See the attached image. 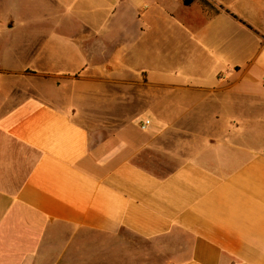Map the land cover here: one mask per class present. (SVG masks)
<instances>
[{"label": "crops", "instance_id": "obj_1", "mask_svg": "<svg viewBox=\"0 0 264 264\" xmlns=\"http://www.w3.org/2000/svg\"><path fill=\"white\" fill-rule=\"evenodd\" d=\"M183 1L0 0V264H57L56 226L264 264V0Z\"/></svg>", "mask_w": 264, "mask_h": 264}, {"label": "rangeland", "instance_id": "obj_2", "mask_svg": "<svg viewBox=\"0 0 264 264\" xmlns=\"http://www.w3.org/2000/svg\"><path fill=\"white\" fill-rule=\"evenodd\" d=\"M258 83H264V74L260 72L256 76ZM70 91L69 86L64 88ZM48 93L49 88L42 90ZM160 143V142H159ZM172 147L156 146L148 149L138 156L135 163L144 168L148 173L162 177L171 172V168L177 165V159L173 155ZM54 233V263L57 264H142L139 259L140 246L132 239L121 243L108 240L90 232L77 233L70 229L56 226ZM66 242V245H65ZM136 259H132V255Z\"/></svg>", "mask_w": 264, "mask_h": 264}, {"label": "built area", "instance_id": "obj_3", "mask_svg": "<svg viewBox=\"0 0 264 264\" xmlns=\"http://www.w3.org/2000/svg\"><path fill=\"white\" fill-rule=\"evenodd\" d=\"M264 84V83H263ZM264 86V85H263ZM149 123L146 121L144 124L141 125L140 129L144 130Z\"/></svg>", "mask_w": 264, "mask_h": 264}, {"label": "trees", "instance_id": "obj_4", "mask_svg": "<svg viewBox=\"0 0 264 264\" xmlns=\"http://www.w3.org/2000/svg\"><path fill=\"white\" fill-rule=\"evenodd\" d=\"M191 0H184L183 3L184 5H188L190 3Z\"/></svg>", "mask_w": 264, "mask_h": 264}]
</instances>
